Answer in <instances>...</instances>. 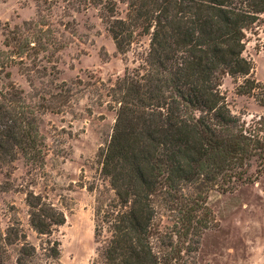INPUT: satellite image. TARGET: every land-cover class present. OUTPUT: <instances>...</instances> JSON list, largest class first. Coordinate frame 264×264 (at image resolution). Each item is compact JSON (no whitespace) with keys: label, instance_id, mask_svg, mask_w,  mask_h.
I'll list each match as a JSON object with an SVG mask.
<instances>
[{"label":"trees","instance_id":"obj_1","mask_svg":"<svg viewBox=\"0 0 264 264\" xmlns=\"http://www.w3.org/2000/svg\"><path fill=\"white\" fill-rule=\"evenodd\" d=\"M64 1L82 9L98 7L119 51L135 34L148 36L140 62L106 93L114 122L98 157L113 196L97 190V247L90 264H190L184 255L191 244L183 248L179 238L206 228L207 193L253 182L262 169L264 81L253 75L247 44L264 23V0H127L125 20L116 17L112 0ZM37 25L23 22L27 33L6 29L0 74L13 64V47L29 46L28 32L33 38L45 33ZM226 76L235 80L236 94L261 108L259 113L246 119L247 114L228 108L220 89ZM61 92L47 93L55 98ZM39 106L26 102L13 84L0 85V162L20 154L32 168L43 166ZM253 164L254 175L249 172ZM24 193L28 225L39 244L29 242L20 222L13 221L15 262H57L60 243L52 232L65 223L69 208L28 188ZM160 207L173 224L163 231ZM6 240L0 231V264H5Z\"/></svg>","mask_w":264,"mask_h":264},{"label":"rangeland","instance_id":"obj_2","mask_svg":"<svg viewBox=\"0 0 264 264\" xmlns=\"http://www.w3.org/2000/svg\"><path fill=\"white\" fill-rule=\"evenodd\" d=\"M112 1L116 17L125 20L127 0ZM97 8L82 9L64 0H0V49H6L3 33L7 28L38 21L36 27L45 30L34 38L28 32L29 46L13 47V64L0 74V85L13 84L26 102L41 105L37 125L46 145L41 167L32 168L20 154L0 162V231L8 239L5 264H16L13 221L20 222L29 242L39 244L28 225L27 188L57 207L65 203L69 208L65 223L52 232V239L60 243L59 258L49 264H90L96 255L93 208L97 190L113 196L100 173L98 157L114 122L106 93L126 69L140 62L148 47V36L135 34L128 47L117 50L108 22ZM23 32L27 33L21 28ZM247 53L254 62L253 75L264 81V23L256 35H250ZM234 86L231 77L222 79L220 89L228 108L247 114L246 119L259 113L261 108L250 97L236 94ZM58 91L62 94L55 98L47 93ZM249 172L255 174L254 164ZM206 206V228L198 235L179 238V246L191 244V252L184 255L189 263L264 264V159L253 182L228 192L210 190ZM157 220L160 231L173 225L162 207ZM172 240L176 242L174 235Z\"/></svg>","mask_w":264,"mask_h":264}]
</instances>
